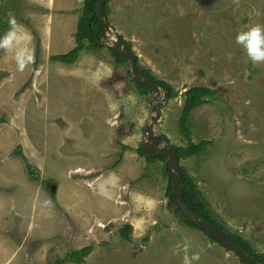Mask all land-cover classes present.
Wrapping results in <instances>:
<instances>
[{"label":"rangeland","instance_id":"rangeland-1","mask_svg":"<svg viewBox=\"0 0 264 264\" xmlns=\"http://www.w3.org/2000/svg\"><path fill=\"white\" fill-rule=\"evenodd\" d=\"M84 1L0 0L12 21L0 41V264H245L180 221L168 195L160 212L166 157L139 150L156 94L137 89L129 63L108 45L73 64L52 59L78 46ZM108 5L139 65L178 92L156 126L172 148L188 144L185 90H215L190 118L192 140L212 144L180 163L225 230L264 254V63L236 43L264 26V0ZM128 222L136 242L120 232ZM87 246L82 261L72 257Z\"/></svg>","mask_w":264,"mask_h":264},{"label":"trees","instance_id":"trees-1","mask_svg":"<svg viewBox=\"0 0 264 264\" xmlns=\"http://www.w3.org/2000/svg\"><path fill=\"white\" fill-rule=\"evenodd\" d=\"M97 1L98 0L84 1V6L82 8V14L78 25V31L76 34V41L78 42V46L74 47L68 53L65 54L61 53L54 55L52 57L53 60L62 61L67 64H73L78 61L80 54L84 49L90 48V49L98 50L105 47L104 45L98 44V40H100L105 34V28L100 16L94 13L96 10ZM110 1L111 0H104L102 6L103 15L105 18H107V20H109L108 4L110 3ZM10 21H11L10 12L8 10L3 9L2 14L0 15V41L9 32L10 24H11ZM117 36L119 40L123 41L124 43L127 44V46L132 48L131 43L129 41H126L122 34H118ZM108 49L114 55L117 64L127 63L128 61L127 58L125 57L124 54L119 52L117 48L109 47ZM137 69L140 74L146 76L147 78H150L153 82H155L156 84L162 86L165 90H167L169 92V98H172L178 94V92L174 90L173 86L169 82L156 77L150 68L141 67L138 62ZM128 73L129 76L131 77V80L136 84L137 89L141 93L149 94L152 91V88L147 84H141L135 82L132 79L130 69H128ZM184 95H185V102L182 109L179 129L181 133L187 138L188 144L186 146H179V147L172 145L180 159L183 157L199 156L204 151L207 150L210 144H212L210 140H201L199 143H196L192 140L190 118L192 111L195 108L210 102V100H212V98L215 97V90L205 85H195L185 90ZM139 150H140V154L145 156L148 161H153L158 158H161L163 160L165 159V157L162 155L158 157H149L145 152L143 144H141ZM168 167H169L168 171H165L163 169L165 174L172 173L171 167L170 166ZM182 169H183V178L181 181V190H182L183 198L186 204L189 206V208L193 210L195 213L204 217L208 222L224 230L226 233H228L236 240V242L245 252H247L253 258L264 263V254L257 252L247 239L243 238L240 235L233 234L225 230L223 225L216 219L212 207L208 204L207 199H205V197L202 194V191L197 187V184L194 182L193 178L186 173L184 167ZM167 195L168 197H170L171 204L175 205L176 207L175 211H177L180 221L184 222L186 225H189L193 228L199 229L189 220V218L182 212L181 208L178 206L171 185L169 186ZM132 229H133L132 224L127 223L120 229V232L125 238L131 239L129 237V233ZM207 236L212 241L219 242L220 244L228 248L222 241L217 240L208 234ZM90 250H91V246H87L79 251H74L72 253L73 254L72 257L77 261H82L84 256H86L90 252ZM59 264H61V262H59Z\"/></svg>","mask_w":264,"mask_h":264},{"label":"water","instance_id":"water-1","mask_svg":"<svg viewBox=\"0 0 264 264\" xmlns=\"http://www.w3.org/2000/svg\"><path fill=\"white\" fill-rule=\"evenodd\" d=\"M104 0H98L96 5V10L94 13L98 14L104 24L105 34L98 40L99 45H108L110 47H115L125 55L128 60L129 68L131 71L132 79L141 84H147L152 88L151 92L156 94L157 102L151 101L153 114L151 116L150 122L146 125L144 129V149L149 156L164 155L166 157L165 170H167V165L171 166L172 175L167 174V185L164 193L162 194V201L160 203V212L164 209L165 198L167 197L168 189L170 184L172 185L173 193L176 197L177 204L181 208L182 212L189 218V220L196 225L199 229L204 231L206 234L214 237L217 240L222 241L234 254L245 264H264L259 260L250 256L245 252L236 240L226 233L224 230L216 227L212 223L208 222L204 217L195 213L186 204L181 190V181L183 178V169L180 163V159L176 151L170 146L168 137L163 134L156 132V126L161 118L162 107L167 98L169 97V92L165 90L162 86L153 82L150 78L139 73L137 69V57L136 54L131 50L126 43L120 41L115 34V30L110 26L107 18L104 17L102 12ZM161 93L163 97L161 98ZM164 143V144H163ZM57 185H53L51 190L56 192ZM133 234H130L132 238ZM134 242V238H132Z\"/></svg>","mask_w":264,"mask_h":264},{"label":"clouds","instance_id":"clouds-1","mask_svg":"<svg viewBox=\"0 0 264 264\" xmlns=\"http://www.w3.org/2000/svg\"><path fill=\"white\" fill-rule=\"evenodd\" d=\"M108 21L110 23V19ZM10 23H12V21H10ZM110 26L112 27L113 25L110 23ZM112 29H114V26L112 27ZM114 30H115V32H117L116 29H114ZM118 34H119V32L116 33V36ZM124 39H125V37H124ZM125 40L128 41L127 39H125ZM236 43L244 49L248 58L252 61L253 64L264 63V26L259 25V24L253 25V26L249 27L246 31H242V32L238 33L236 36ZM109 47L110 46H108V48ZM130 49L133 50V52L135 53L133 47ZM136 57H138V59H137V63H138L139 55L136 54Z\"/></svg>","mask_w":264,"mask_h":264},{"label":"crops","instance_id":"crops-1","mask_svg":"<svg viewBox=\"0 0 264 264\" xmlns=\"http://www.w3.org/2000/svg\"><path fill=\"white\" fill-rule=\"evenodd\" d=\"M109 19H110V17H109ZM113 25V24H112ZM115 28H116V30H117V32H121L120 31V27H119V25H113ZM135 38L138 40V39H140L137 35H135ZM136 39H135V41H136ZM138 55H139V57H140V54L139 53H137ZM152 57V56H151ZM153 59H154V57H152ZM109 184V183H108ZM105 187H104V189L105 190H107V188H108V186L109 185H107V183L106 182H104V184H103ZM107 192V191H106ZM149 201H148V203L150 204V206L152 205V203H153V200H154V197H149ZM136 200H137V198H136ZM143 201H144V199H142V202L141 203H143ZM128 223H130V224H132L133 222H128Z\"/></svg>","mask_w":264,"mask_h":264},{"label":"flooded vegetation","instance_id":"flooded-vegetation-1","mask_svg":"<svg viewBox=\"0 0 264 264\" xmlns=\"http://www.w3.org/2000/svg\"><path fill=\"white\" fill-rule=\"evenodd\" d=\"M143 142H144V140H143ZM143 142H142V144H143ZM144 146V145H143Z\"/></svg>","mask_w":264,"mask_h":264},{"label":"bare ground","instance_id":"bare-ground-1","mask_svg":"<svg viewBox=\"0 0 264 264\" xmlns=\"http://www.w3.org/2000/svg\"><path fill=\"white\" fill-rule=\"evenodd\" d=\"M82 171V170H81Z\"/></svg>","mask_w":264,"mask_h":264}]
</instances>
